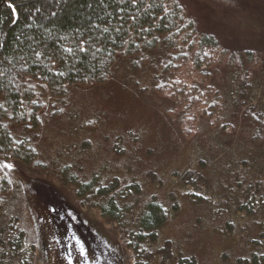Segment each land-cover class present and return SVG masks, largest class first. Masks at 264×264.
Listing matches in <instances>:
<instances>
[{"label":"rangeland","instance_id":"374dc122","mask_svg":"<svg viewBox=\"0 0 264 264\" xmlns=\"http://www.w3.org/2000/svg\"><path fill=\"white\" fill-rule=\"evenodd\" d=\"M180 2L198 32L221 46L215 64L204 69L208 80L194 78L214 91L219 108L208 105L202 110L208 115L198 113L188 128L189 110L154 91L163 47L138 64L119 60L106 82L70 88L64 97L40 90L46 102L41 127H18L15 134L31 138L46 170L6 168L13 185L0 206L6 242L0 264H47L32 187L37 177L51 182L125 264H137L124 226L64 182L59 171L66 165L82 181L99 175L106 185L138 183L141 191L120 201L126 224L133 226L150 200L167 208L157 240L145 247L152 253L147 264H178L181 257L196 264H264V141L256 121L264 119V0ZM19 231L20 245L12 244Z\"/></svg>","mask_w":264,"mask_h":264},{"label":"trees","instance_id":"16d2710c","mask_svg":"<svg viewBox=\"0 0 264 264\" xmlns=\"http://www.w3.org/2000/svg\"><path fill=\"white\" fill-rule=\"evenodd\" d=\"M52 11L57 15L52 16ZM82 47L87 50L81 51ZM162 47L165 57L159 63L161 74L154 77L153 89L178 109L189 110L188 128H193L198 113L205 117L208 114L202 110L208 105L220 106L214 91L204 90L194 78L205 75L208 80L209 72L204 73V69L215 64L221 46L212 35L198 32L196 20L180 0H137L135 4L132 0H63V4L54 0H0V165L18 163L46 170L31 138L15 134L18 127L35 131L41 127L46 102L40 90L64 97L70 88L104 83L119 60L132 59L138 64ZM256 121H260L257 137L260 135L263 142L264 119ZM59 173L66 184L77 187L80 198L95 199L102 215L124 226L137 264H147L152 253L145 247L157 240L168 219L167 208L150 200L131 226L125 223L120 201L139 193L138 183L126 184L130 185L126 189L116 180L104 187L99 175L82 181L67 165ZM12 185L6 168L0 167V206ZM32 187L47 264H125L113 244L94 235L78 209L51 182L37 177ZM16 234V243H11L20 245L24 232ZM0 242L2 246L6 243L2 238ZM55 248L58 253L53 261ZM79 256L82 263H78ZM178 264H196V260L181 257Z\"/></svg>","mask_w":264,"mask_h":264},{"label":"snow or ice","instance_id":"6c2138e0","mask_svg":"<svg viewBox=\"0 0 264 264\" xmlns=\"http://www.w3.org/2000/svg\"><path fill=\"white\" fill-rule=\"evenodd\" d=\"M54 2L57 3V4H63V0H54ZM132 3H133V4L137 3V0H132ZM9 8H10L13 12H16V8H15V6H14L13 4H9ZM51 15H52V16H56V15H57V12H56V11H52V12H51ZM131 19H132V20H135L136 17L133 16V17H131ZM104 31L106 32L107 29H104ZM86 50H87V49H85V48H83V47L81 48V51H86ZM68 51H71V49H68ZM34 55L39 56V55H41V53H39V52H35ZM5 111H6V110H5ZM61 111H63V109H61ZM252 115H253V116H256V114H255L254 112L252 113ZM256 119L259 120L260 117L256 116ZM11 123H13V122H10V124H11ZM88 123H89V124H93V123H95V121L89 120ZM9 126H10V125H5L4 127L7 128V127H9ZM28 127H31V125H28ZM221 127H223V125H221ZM16 142H17V143H23V142L20 141L19 139H17ZM0 167H4V168H12L13 165H11V164H3V165H0ZM69 167H70V166H69ZM104 187H107V185H104ZM125 188H126V189H130V185H125ZM95 191H96V192H99L100 189L97 188ZM205 199H207V197H206ZM161 207H163V206L161 205ZM164 212H165V214H167V209H164ZM129 243H131V242L129 241Z\"/></svg>","mask_w":264,"mask_h":264}]
</instances>
